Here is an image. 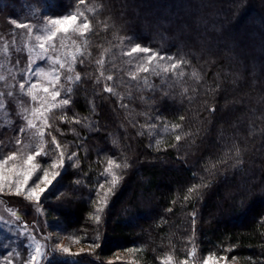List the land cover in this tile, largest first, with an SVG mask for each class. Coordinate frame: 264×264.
Returning a JSON list of instances; mask_svg holds the SVG:
<instances>
[{"label": "trees", "instance_id": "obj_1", "mask_svg": "<svg viewBox=\"0 0 264 264\" xmlns=\"http://www.w3.org/2000/svg\"><path fill=\"white\" fill-rule=\"evenodd\" d=\"M4 1L90 23L71 103L49 113L44 134L50 153L53 137L69 142L75 163L44 205L95 247L50 250L44 264H179L190 250L264 264V0ZM124 37L184 61L180 74L136 83L108 70L104 56ZM110 159L118 183L101 199ZM127 249L130 259L109 260Z\"/></svg>", "mask_w": 264, "mask_h": 264}, {"label": "rangeland", "instance_id": "obj_2", "mask_svg": "<svg viewBox=\"0 0 264 264\" xmlns=\"http://www.w3.org/2000/svg\"><path fill=\"white\" fill-rule=\"evenodd\" d=\"M76 13L81 12L78 11L72 14ZM62 16L65 15H50L24 2L13 4L0 0V159L17 150H19L17 162H19L21 156L26 158L28 154L35 151L47 152L45 150L46 142H44L46 139L44 140V135L40 137L39 134L40 132L44 134L46 132L49 113L55 109L62 108H52L51 105L53 103L59 104L61 99L67 98L68 89L71 88L75 82V77L78 75L75 71L77 57L84 52L87 43V32L81 35L82 30L79 29V25L85 21L86 15L84 14L79 17L75 26L77 31H70L68 34L60 33L51 42L46 40L37 41L35 39L36 35L47 36L48 28L50 27L47 22L50 17ZM12 20L29 24L33 28V33L29 34L25 28H17L11 22ZM41 42L46 44L48 49L46 53L39 48V43ZM135 45L129 37H124L119 39L116 46H112L114 47L113 49H108L107 53L105 52L106 55H103V63L108 70L111 67L118 68L117 66H121L129 79L136 83L145 82L156 75L172 74L175 76L180 74L181 64L175 70L170 68L172 63L179 61L175 59L168 61L166 57L169 55L159 52L165 59H156L152 62V67L155 70L149 72L141 71L142 60L144 64L147 63L146 54L126 55ZM112 50L114 51L113 54ZM40 55H44L48 59L39 60L38 57ZM73 56H75L74 62ZM30 59L37 61V63L31 65V72H29ZM61 63L65 64L64 68L60 67ZM165 68L168 71H164ZM105 72L108 74V71ZM26 74L30 79L25 84V90L21 91L19 84L25 79ZM53 74L59 76L58 81L52 79ZM32 84L37 85L32 93L37 97L35 101L32 99V94L27 92V89ZM44 87H48L50 92L53 90L60 91L61 95L53 101L51 95L43 91ZM108 88L117 93L114 87L108 86ZM9 93H12V95H9ZM36 109H39V111H35ZM28 120H32L36 127L29 128ZM21 128H25L27 131L18 136L17 133ZM167 128L162 125L160 130H166ZM18 138L22 141L20 145L16 143ZM41 141L43 142V148L40 146ZM59 145L60 148H57L53 144L52 153L47 152V155L37 157L42 169L48 168L50 173L59 170L53 169L51 165L53 162H60L61 152L64 153V167L61 172L67 164L75 163V155H73L75 153L70 143L61 140ZM69 157L71 158L69 159ZM112 161V165L107 162L104 168L103 188L100 190L101 199H105V193L109 192L113 174L118 178V164L114 160ZM42 169L37 171L36 176L43 175ZM106 169L109 171L106 172ZM54 183L55 181L41 195L39 202L25 198V195H13L7 186L0 193V264H24L37 245L41 246V251L46 257L50 256L48 255L50 250L64 254L57 245L69 248L72 253L91 250L90 243L65 231L63 223L57 217L47 215L44 202L48 191L53 188ZM31 186H34L33 182H30L29 187ZM1 196L8 197L11 204L14 201H18L26 205L25 211L29 215L30 220L29 218H26V220L22 219L16 209H13V205L5 206ZM132 253V249L117 250L109 260L130 259ZM210 255L218 260V264H240L233 257L219 259L225 256L212 254L202 256L198 255L194 250H190L188 258L179 264H203L204 260ZM168 258L164 260V264L166 261L167 264H176L172 259L169 261ZM44 262L45 259H39V264H44Z\"/></svg>", "mask_w": 264, "mask_h": 264}, {"label": "snow or ice", "instance_id": "obj_3", "mask_svg": "<svg viewBox=\"0 0 264 264\" xmlns=\"http://www.w3.org/2000/svg\"><path fill=\"white\" fill-rule=\"evenodd\" d=\"M79 3H84V0H79ZM83 15L82 13H76V14H70L65 15L62 17H50L48 19V25L50 26L48 28V34L47 36H41L36 35L35 39L37 41H54L57 38V35L60 33L68 34L70 31H77L76 25L78 22L79 17ZM17 28H25L28 30L29 34L33 33V28L27 24V23H18L16 20L11 21ZM79 29H81V35L85 34L90 30V23L85 18V21L79 25ZM39 48L43 50V52H47V47L44 42L39 43ZM138 53H144L146 54V61L147 63L144 64L142 60V67L140 68L143 72H149L154 71L155 69L152 67V62L156 59L163 60L165 59L164 56H161L158 52L153 51L150 47L141 46L140 44H136L134 47L130 49L129 52L126 53L128 56H133L134 54ZM150 53V55H148ZM39 60H45L48 59V57L44 55H40L38 57ZM166 59L168 61H172L174 58L172 56H167ZM75 61V56H73V62ZM37 63L36 60L30 59L29 64V72L32 71L31 65ZM180 63H184V61H180L177 63H172L170 65V68L172 70L177 69L179 67ZM61 68L65 67L64 63L60 64ZM71 70V68H69ZM164 71H168L167 68L164 69ZM136 78V77H133ZM30 79V77L26 74L25 79L20 82L19 87L21 91L25 90V84L27 83V80ZM52 79L55 81L59 80L58 75H52ZM71 79V77H69ZM109 80L112 79L111 76L108 77ZM76 81L80 80V76L77 75L75 77ZM147 83V81H145ZM37 87L36 84H32L28 89L27 92L29 94L33 93V90ZM43 91L45 93H49L52 97V100L55 101L57 97L61 95L60 91L53 90L50 92V89L48 87H44ZM69 92H71V88L68 89ZM106 91H112L111 88H107ZM9 95H12V93H9ZM32 99L35 101L37 99L36 95L32 94ZM71 103L70 97L64 98L59 101V104L53 103L51 105L52 108L56 107H64L68 106ZM214 110V109H213ZM35 111H39V109H36ZM28 126L29 128H35L36 125L33 123L32 120H28ZM27 130L25 128L19 129V132L17 135L25 133ZM40 137H43L44 133L40 132ZM180 137L177 136V140H179ZM16 143L20 145L22 141L18 138ZM52 144H55L57 148H60L59 142L53 137ZM41 148H43V142L41 141ZM19 150L12 151L10 154L4 156L2 159H0V193L4 191L5 186H7L11 192V194L16 196L25 195V198L34 199L37 202L40 201L41 195L51 186L53 185V182L57 180V178L62 174L61 170L64 167V153H60V162L56 163L53 162L51 167L53 169H59L57 171L49 172L48 168H43L41 163L37 161V157L41 155H47V152H41V151H35L31 154H28L26 158H23L21 156L19 162L18 160ZM75 155V154H73ZM71 157H69L70 159ZM109 165H112L113 161H108ZM119 167V165H117ZM124 167H127L125 164ZM43 171V175L36 176L37 171L41 170ZM109 171L106 169V172ZM35 177V180H34ZM30 182H33L34 186L29 187ZM118 183V178L113 174V179L111 181L112 189L109 191H112L115 189ZM103 188V185L100 186ZM108 192L105 193V196H108ZM98 211H102V209H98ZM97 222L100 221L101 217L97 215L95 217ZM58 248H60L61 252L68 255V256H78L81 253H72L71 250L67 247H61L60 245H57ZM90 247H95V245H90ZM46 259L47 257L45 254L41 251V246L37 245L34 249L33 253H30L29 259L24 262V264H39V259ZM219 259H226V257H220ZM168 260H171V257L168 258ZM71 264H76L75 261H72ZM167 264V261L165 262ZM203 264H218V260L213 257L209 256L207 257Z\"/></svg>", "mask_w": 264, "mask_h": 264}]
</instances>
